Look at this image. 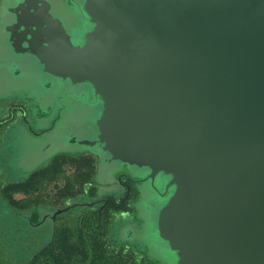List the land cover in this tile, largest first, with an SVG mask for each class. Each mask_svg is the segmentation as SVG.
<instances>
[{"label":"water","instance_id":"water-1","mask_svg":"<svg viewBox=\"0 0 264 264\" xmlns=\"http://www.w3.org/2000/svg\"><path fill=\"white\" fill-rule=\"evenodd\" d=\"M70 5L71 33L47 0H17L5 31L43 73L89 88L97 114L77 144L97 170L148 181L174 264H264V0Z\"/></svg>","mask_w":264,"mask_h":264},{"label":"rangeland","instance_id":"rangeland-1","mask_svg":"<svg viewBox=\"0 0 264 264\" xmlns=\"http://www.w3.org/2000/svg\"><path fill=\"white\" fill-rule=\"evenodd\" d=\"M16 1L0 0V186L24 180L57 153L89 150L90 147L77 141L92 137L88 129L98 109L87 85L51 77L29 55L11 50L5 25L9 21L8 8ZM47 1L51 3V14L71 33L75 14L70 4H75V0ZM54 116L57 122L52 131L43 135L35 133ZM40 118L45 119L44 123L39 122ZM115 168L114 163L99 165L97 180L111 181ZM61 179L56 181V187L50 183L42 193L33 194L43 204L27 209L11 204L0 192V264H26L27 253L23 247L29 245L33 252L48 241L53 221L43 219V212L44 208L63 206L62 202H54L51 195L61 187ZM139 192L144 195H139L142 198L135 203L132 216L126 214L110 222L107 238L116 245L138 248L152 264H174L173 252L153 232L155 211L149 204L150 195L142 188ZM22 196L14 195L17 199ZM29 211L36 213L31 221ZM70 212H61L58 218ZM126 228L132 230L129 237L119 234Z\"/></svg>","mask_w":264,"mask_h":264},{"label":"trees","instance_id":"trees-1","mask_svg":"<svg viewBox=\"0 0 264 264\" xmlns=\"http://www.w3.org/2000/svg\"><path fill=\"white\" fill-rule=\"evenodd\" d=\"M93 171L94 159L61 152L53 155L45 165L32 171L24 180L0 186V192L11 204L27 209L35 204H43V200L36 196L34 198L33 194L42 193L47 184L56 187V181L62 178V185L56 192L63 193L71 183L78 186L88 180ZM16 193L22 194V198H15ZM66 196L54 195L53 201L64 203ZM28 217L32 220L36 213L29 211ZM105 227L103 219L100 231L92 230L91 227L84 232L78 222L68 227L63 221L57 220L48 241L27 254L26 264H152L134 246L112 245L105 237Z\"/></svg>","mask_w":264,"mask_h":264},{"label":"flooded vegetation","instance_id":"flooded-vegetation-1","mask_svg":"<svg viewBox=\"0 0 264 264\" xmlns=\"http://www.w3.org/2000/svg\"><path fill=\"white\" fill-rule=\"evenodd\" d=\"M44 120V118H40L39 122L44 123ZM55 123L56 119L54 116L46 124L40 126L35 133L40 135L48 133L50 132L49 130L54 127ZM67 154L72 156H88L94 159V171L93 175L88 180L81 182L78 186H73V183H71V185L65 187L63 193H57L56 190H54L53 194H51L67 196L64 200L63 206L44 208L43 214L46 215L44 219L49 220L51 213L55 208H64L61 212L71 211L68 213V216L62 218H58L61 212L55 214L51 219V221H53V228L56 221L61 220L68 227H73L74 224L78 222L84 232L90 230L91 227H93L92 230L100 231V224L104 219V224H106L104 231L107 232V226L110 222L112 223L117 220V218L126 214L132 216L135 203L139 201V195H141L139 187L146 188V190L150 192L149 195L157 197L154 195L153 191H151L148 181L143 182L142 175H132L128 167L124 165H118L117 169L111 173V181L103 182L97 180L98 159L94 154L88 150ZM149 204L151 203L149 202ZM119 234H122L124 237H129L132 234V230L126 228ZM105 237L107 238V234ZM107 240H109L112 245L114 244L112 239L107 238ZM23 249H25L24 251L27 254L30 253L29 245L23 247Z\"/></svg>","mask_w":264,"mask_h":264}]
</instances>
